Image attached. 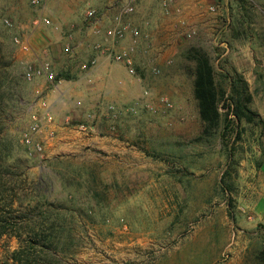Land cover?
<instances>
[{
  "label": "rangeland",
  "instance_id": "374dc122",
  "mask_svg": "<svg viewBox=\"0 0 264 264\" xmlns=\"http://www.w3.org/2000/svg\"><path fill=\"white\" fill-rule=\"evenodd\" d=\"M18 1L0 0V56L8 65L10 105L2 136L11 154L0 161V218L33 214L37 220L43 202L52 211L61 210L59 204L74 211L72 221L53 220L61 225L53 228L59 248L38 249L42 264H264V0H198L195 19L186 11L183 24L170 21V54L162 61L167 72L154 68L151 84L134 101L109 107L90 101L81 117L48 118L39 138L52 140L39 154L24 136L40 120L45 98L39 84L24 78L26 55L12 42L20 21L36 11L30 0ZM140 2L146 13L161 12L159 0ZM135 14L149 26L139 4ZM191 48L208 55L226 94L236 76L247 83L259 126L231 117L227 145L219 130L202 133L188 74ZM3 196L16 201L12 211ZM28 244L3 236L0 261Z\"/></svg>",
  "mask_w": 264,
  "mask_h": 264
},
{
  "label": "crops",
  "instance_id": "0c3cea01",
  "mask_svg": "<svg viewBox=\"0 0 264 264\" xmlns=\"http://www.w3.org/2000/svg\"><path fill=\"white\" fill-rule=\"evenodd\" d=\"M17 3L18 0H12L11 5ZM123 3L125 0H47L39 10L34 9L36 14L51 19L60 27V31L51 27H33L32 19L20 21L19 34L29 40L31 47L30 51L22 52L26 55L25 61L34 66L47 63L56 76L59 73L69 76V79L57 78L54 82L47 81L43 76L33 79L40 87L37 92L45 98L44 102V98L40 100L44 106L40 118H45L44 123L48 118L56 116H61L67 122L74 116L78 117V112L81 117L86 109L85 103L90 101L101 102L109 107L112 103L119 105L136 100L141 89L151 84L149 79L154 68L163 66V71H168L162 61L170 54L165 41L174 30L170 21L178 19L183 24L182 12L187 11L194 19L201 13L198 0H177L176 5L169 8L168 14L161 8L160 0L161 12L152 10L147 13L142 10L147 6L139 0L140 15L143 12L141 16L149 17V26L143 27L136 14L124 19L126 23L142 27V36L137 41L134 52L135 66L139 73L133 78L109 53H99L95 49V45L99 44L111 52H118L132 44L131 35L126 33L125 38L116 43L106 41L103 34L93 33L91 24L81 16L82 9L93 8L96 12L95 22L103 31L114 25ZM176 6L182 8L180 15L174 12ZM67 45L71 47V52L65 50ZM82 65H87V69H82ZM115 149L121 150V147L116 145Z\"/></svg>",
  "mask_w": 264,
  "mask_h": 264
},
{
  "label": "trees",
  "instance_id": "16d2710c",
  "mask_svg": "<svg viewBox=\"0 0 264 264\" xmlns=\"http://www.w3.org/2000/svg\"><path fill=\"white\" fill-rule=\"evenodd\" d=\"M186 56L187 60L192 63V66L188 69V74L192 78L193 98L196 102L203 134L211 136L219 130L221 139L227 145V130L230 127L232 118L237 123L245 122L255 126H259L262 123L257 112L249 107L252 97L248 91L247 83L241 77L236 76L235 80L231 81L230 91L226 94L225 89L217 85L210 58L202 49L191 48L187 51ZM7 68L8 65L3 62L0 56V161L4 163L11 156L10 150L7 147H3L4 138L2 136V132L5 129L2 122L6 120L7 111L10 108V105L5 103L6 98H9L6 91L8 88L4 86V76L8 72ZM62 77L63 75H58V78ZM64 78L69 79L68 76ZM220 103H223L222 107L226 109L223 116L220 112ZM1 184L3 183L0 180ZM2 202L4 207L8 208L7 211H12L14 205L17 204L14 199L6 196L2 197ZM42 205L44 209L37 220L33 218V214H29V217H13V221H10L6 217L0 218V238L12 235L18 241H29L28 245L12 252L10 258L0 261V264H42L41 258L37 256L38 249L49 250V248H54L57 250L59 248V245L53 242L58 240L53 236V228L56 225L52 222L54 220L61 224L67 221V218L72 221L74 220L75 213L61 204L58 205L61 210L54 208L53 211L51 210V207H54L52 204L43 202ZM27 206H31L30 200ZM17 207H22V204H19ZM17 207L15 208L17 209ZM59 226L61 227V225ZM22 234H25L24 240L22 239Z\"/></svg>",
  "mask_w": 264,
  "mask_h": 264
},
{
  "label": "built area",
  "instance_id": "2783aa9c",
  "mask_svg": "<svg viewBox=\"0 0 264 264\" xmlns=\"http://www.w3.org/2000/svg\"><path fill=\"white\" fill-rule=\"evenodd\" d=\"M139 0H125V3H123L120 6L119 13L116 15L115 20H114V25L108 29L101 30L99 26H97L96 20V12L95 10H88L86 13V20L91 24V29L93 33L96 35L98 34H103V37L106 41H111L113 43L119 42L125 38L126 33H129L132 38V44L129 46L123 47L120 51L118 52H111L107 50L103 45H95V49L99 53H109L110 57L118 63H121L125 70L126 73L133 78L137 77V72L135 68V61H134V52H135V47L137 44V41L139 38L142 36V27L141 26H133L129 23H126L124 19L126 17L132 16L135 14L136 9H137V4ZM47 0H30V5L37 11L39 10ZM177 0H160V5L163 11L168 14L169 13V8L171 6L176 5ZM209 10L211 12H215V7L211 6L209 7ZM174 12L177 15L181 14V7L176 6L174 8ZM3 25L6 28H12L13 25L9 19H3ZM31 25L33 27H51L52 29L56 31H60V27L58 25H55L51 19L48 17H43L39 14H36L34 19L31 21ZM143 27L148 26V22L145 21L142 23ZM12 42L14 46L21 52H28L30 51V43L29 40L26 39V37L22 36L19 33H16L13 38ZM65 50L67 52H71V47L69 45L65 46ZM22 66L24 69V78L27 81H32L34 78L37 77H45L47 81L54 82L56 81V75L51 71L50 65L47 63H44L42 65L34 66L33 64L23 61ZM82 69L86 70L87 65H82ZM152 72H156L155 69L152 70ZM142 96H148V90L143 89L142 90ZM167 100H164V103H166ZM146 107L150 108L151 104L146 103ZM34 119H37L34 117ZM38 123L35 124L32 127V132L29 134H25L24 136V143L33 149L34 152L36 153H41L44 147V142L48 143L49 141L52 140V136L46 137L44 141H41L39 137L40 135L43 134V129L45 127V123L43 122L45 118L41 119L40 117L38 118ZM80 128L85 131V127L80 126ZM36 136V137H35Z\"/></svg>",
  "mask_w": 264,
  "mask_h": 264
}]
</instances>
